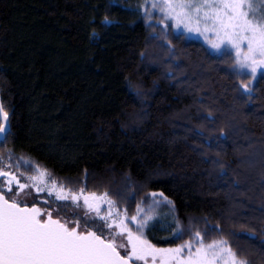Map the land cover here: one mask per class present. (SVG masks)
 Returning a JSON list of instances; mask_svg holds the SVG:
<instances>
[{
  "label": "trees",
  "instance_id": "1",
  "mask_svg": "<svg viewBox=\"0 0 264 264\" xmlns=\"http://www.w3.org/2000/svg\"><path fill=\"white\" fill-rule=\"evenodd\" d=\"M144 11L143 0H0L11 131L0 152L32 158L74 191L108 192L130 215L162 192L172 205L154 209L146 233L156 247L191 239L171 237L174 218L218 224L206 243L228 239L264 264V77L241 96L251 77L234 73L231 51L164 35Z\"/></svg>",
  "mask_w": 264,
  "mask_h": 264
},
{
  "label": "snow or ice",
  "instance_id": "2",
  "mask_svg": "<svg viewBox=\"0 0 264 264\" xmlns=\"http://www.w3.org/2000/svg\"><path fill=\"white\" fill-rule=\"evenodd\" d=\"M256 4L257 0H143V16L150 27L153 22L164 25V35L168 29L181 35L196 33L218 54L234 50V73L251 77L249 83L238 84L237 91L250 100L253 81L258 73L264 77V2L259 8ZM10 135L9 114L0 102V147ZM150 198L149 204L145 196L130 215L108 192L86 194L83 187L74 191L32 158L6 149L0 152V264H251L239 258L228 239L205 242L209 232H223L218 224L193 230L194 225L182 226L174 218L171 237L191 239L173 248L156 247L146 235L159 222L153 211L172 201L162 192ZM260 243L264 247V241Z\"/></svg>",
  "mask_w": 264,
  "mask_h": 264
},
{
  "label": "rangeland",
  "instance_id": "3",
  "mask_svg": "<svg viewBox=\"0 0 264 264\" xmlns=\"http://www.w3.org/2000/svg\"><path fill=\"white\" fill-rule=\"evenodd\" d=\"M264 2V0H257V4H256V7L259 8L260 7V3ZM186 36H188L189 38H192V39H196L200 42H202L203 44H205L211 51H214L215 50H212L211 49V46L208 44V42L203 38V36H200L196 33H192V34H186ZM231 53L233 54V57L235 56V51L234 50H230ZM259 74V73H258ZM107 206L104 205L103 206V209L106 210Z\"/></svg>",
  "mask_w": 264,
  "mask_h": 264
}]
</instances>
